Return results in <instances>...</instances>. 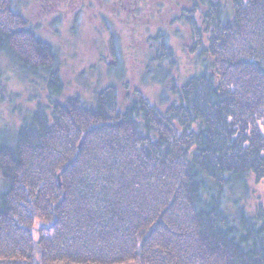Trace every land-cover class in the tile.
Wrapping results in <instances>:
<instances>
[{
    "label": "trees",
    "instance_id": "16d2710c",
    "mask_svg": "<svg viewBox=\"0 0 264 264\" xmlns=\"http://www.w3.org/2000/svg\"><path fill=\"white\" fill-rule=\"evenodd\" d=\"M193 1L201 70L173 79L163 112L141 92L123 105L114 84L62 101L54 46L0 0V53L48 85L14 146L0 140V264H264V199L238 223L223 206L234 180L264 182V0Z\"/></svg>",
    "mask_w": 264,
    "mask_h": 264
},
{
    "label": "rangeland",
    "instance_id": "374dc122",
    "mask_svg": "<svg viewBox=\"0 0 264 264\" xmlns=\"http://www.w3.org/2000/svg\"><path fill=\"white\" fill-rule=\"evenodd\" d=\"M193 5V0H14V9L57 51L62 101L75 95L93 100L96 90L114 84L123 105L141 92L163 112L179 98L172 89L173 79L182 86L201 70L189 52L192 34L184 20L191 16ZM203 11L201 6L193 13L198 23ZM162 32L173 47L171 66L157 57ZM112 33L119 38L122 64L117 66L110 48ZM47 103L45 78L24 73L9 55L0 53V140L14 146L24 119ZM246 183L234 180L224 192V210L237 223L243 208L252 215L264 199V182H257L252 173ZM4 186L0 172V190ZM43 225L37 219L35 236Z\"/></svg>",
    "mask_w": 264,
    "mask_h": 264
}]
</instances>
